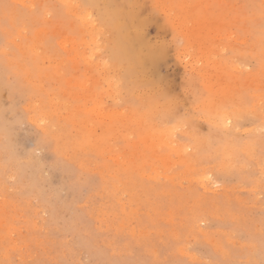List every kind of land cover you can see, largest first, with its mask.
Segmentation results:
<instances>
[{
  "label": "rangeland",
  "instance_id": "1",
  "mask_svg": "<svg viewBox=\"0 0 264 264\" xmlns=\"http://www.w3.org/2000/svg\"><path fill=\"white\" fill-rule=\"evenodd\" d=\"M262 102L264 0H0V264H264Z\"/></svg>",
  "mask_w": 264,
  "mask_h": 264
},
{
  "label": "bare ground",
  "instance_id": "2",
  "mask_svg": "<svg viewBox=\"0 0 264 264\" xmlns=\"http://www.w3.org/2000/svg\"><path fill=\"white\" fill-rule=\"evenodd\" d=\"M93 2V1H92ZM103 7H100V9H99V12L100 13H102V11H104V9H102ZM106 10L107 11H105V12H103L104 14H110L111 13V10L110 9H108V8H106ZM107 17H109V16H107ZM118 17V16H117ZM102 18V17H101ZM113 19H115V17H112ZM112 18H111V20L110 21H108V25L110 26L111 24H113L114 22H112ZM102 20H103V22L105 23V20H106V18H102ZM201 23V22H200ZM116 27L118 28L117 29V32H118V35H119V38L120 39H114L113 40V42H112V46L109 48V50H110V56H111V58H112V61H114V64H116V65H118V66H120V65H122V64H125V66H126V68L128 69V71H129V69H130V66H132L133 64H136V65H134V66H136V67H133V68H137V66H140V61H141V56L139 55V54H135V56H129L128 57V54H131L130 53V51H129V49H128V45H127V43H129L128 42V35H127V33H126V31H127V29L125 28H123V26H122V21L119 19V21H118V19L116 20ZM99 29V28H98ZM101 32V31H100ZM47 35V34H46ZM35 37V36H34ZM96 37V36H95ZM30 41V40H29ZM61 44V43H60ZM97 44V43H96ZM98 45V44H97ZM17 47V46H16ZM55 53V52H54ZM82 53V52H81ZM235 54V53H234ZM83 58V57H82ZM229 59V58H228ZM35 60V59H34ZM54 61V60H53ZM123 62V63H122ZM131 62V64H129ZM224 62V61H223ZM226 63V62H225ZM120 64V65H119ZM223 64V63H222ZM229 64V63H228ZM224 67H225V65H224ZM56 69V68H55ZM98 69V68H97ZM110 69V68H109ZM224 69V68H223ZM226 69H229V68H227V66H226ZM95 70V69H94ZM231 70V69H230ZM226 71V70H225ZM229 72V71H228ZM257 72V71H256ZM228 74V73H227ZM256 77V76H255ZM55 78V77H54ZM244 78V77H243ZM253 78V77H252ZM255 79V78H254ZM258 79V78H257ZM252 80V79H251ZM256 81H258V80H256ZM64 85V84H63ZM115 85V84H114ZM226 86V85H225ZM39 88V87H38ZM209 89V88H208ZM229 90H230V88H229V86L227 85V89H226V92L225 93H228L229 92ZM236 94V93H235ZM226 95V94H225ZM227 95H229V94H227ZM227 100H228V98H226ZM229 99H231V97L229 98ZM232 101H233V99H232ZM210 107V106H209ZM133 108V107H132ZM133 109H135V108H133ZM132 109V110H133ZM213 110H214V108H212ZM236 109V108H235ZM91 110V109H90ZM94 110V109H93ZM135 110H137V109H135ZM222 111H224V110H222ZM222 111H221V117L220 118H222L220 121H222V120H224V124H223V126H225V120H229L230 118H228V115H226L225 113L226 112H224V113H222ZM95 112V111H94ZM122 113L119 115L120 116V120H121V118H123V117H121V115L124 113V111H121ZM127 112V111H126ZM130 112V111H129ZM213 112V111H212ZM216 112V111H215ZM107 113V112H106ZM110 113V112H109ZM112 113V112H111ZM114 114H115V111L113 112ZM133 113H135V112H133ZM142 113V112H141ZM143 113H146V112H144L143 111ZM117 114V113H116ZM118 114H119V112H118ZM125 114V113H124ZM123 114V115H124ZM225 114V115H224ZM229 114V113H228ZM122 115V116H123ZM137 115V114H136ZM114 116V115H113ZM112 116V117H113ZM119 116H118V118H119ZM135 117V116H133V115H131V114H129L128 115V117H129V119L130 120H132L133 118L132 117ZM146 116V115H145ZM230 116V115H229ZM109 117H111V116H109ZM125 117V116H124ZM127 117V116H126ZM132 119H131V118ZM141 117V116H140ZM116 118V117H115ZM117 118V119H118ZM137 118H139L138 116H137ZM144 117H142L141 118V120L143 119ZM227 118V119H226ZM113 119V118H112ZM80 120H82V119H80ZM135 120V119H134ZM139 120V123L141 122L140 121V119H138ZM145 120H148V119H145ZM112 121V120H111ZM115 121H117V120H115ZM115 121H114V123H115ZM123 121V120H122ZM133 121V120H132ZM136 122H137V120H135ZM143 121V120H142ZM146 122V121H145ZM144 122V123H145ZM209 122H210V120H209ZM214 122H215V120H214ZM219 122V121H218ZM49 123V122H48ZM142 123V122H141ZM140 123V124H141ZM146 123H149L148 121L146 122ZM217 123V121L215 122V124ZM117 124V123H116ZM115 124V125H116ZM151 124V123H150ZM149 124V125H150ZM219 124H221V123H219ZM111 125V124H110ZM120 125V124H119ZM122 125H123V123H122ZM135 125V124H134ZM145 125V124H144ZM155 125V124H154ZM117 126V125H116ZM141 126H143V123H142V125ZM151 126H153L152 124H151ZM217 126V125H216ZM222 126V125H221ZM113 127H114V125H113ZM118 127V126H117ZM130 127H131V125H130ZM140 127V126H139ZM148 127V126H147ZM155 127V126H154ZM173 128L171 129V126L169 127V128H167L168 129V131H169V129L170 130H173L174 129V126H172ZM226 127V126H225ZM108 128H109V126H108ZM119 128V127H118ZM121 128V127H120ZM149 128V127H148ZM152 128V127H151ZM150 128V129H151ZM166 128H164V129H161V128H159V129H161V133H162V135L163 134H165V133H167L168 134V131H167V129ZM220 128V127H219ZM111 129V128H110ZM113 129V131H114V129L115 128H112ZM143 129H144V127H143ZM149 129V130H150ZM158 129V130H159ZM165 129H166V131H165ZM176 129V128H175ZM225 129V128H224ZM116 130V129H115ZM123 130V129H122ZM148 130V131H149ZM153 130V129H152ZM154 130H156L155 128H154ZM163 130V131H162ZM112 131V130H111ZM144 131V130H143ZM146 131H147V128H146ZM146 131H145V133H146ZM141 132V131H140ZM150 132V131H149ZM153 132H155V131H153ZM165 132V133H164ZM172 132H174V131H172ZM172 132L171 131H169V133H171V135L173 136V134H172ZM180 132V131H179ZM109 132H107V134H108ZM117 133H119V132H117ZM161 133H160V131H159V134H160V136H161ZM127 134V133H126ZM166 134V135H167ZM116 135V134H115ZM120 135V134H119ZM147 135V136H146ZM145 136H143V137H141L140 138V136H139V139H142L143 138V140L144 141H146V139L149 141L148 143H149V146H150V144L151 145H153V143H154V139H155V135H149V134H146ZM156 135H158V133H156ZM169 135V134H168ZM135 136H136V134H135ZM148 136H150L151 138H148ZM159 136V137H160ZM164 136V135H163ZM172 136H167V137H164V138H162V136L160 137V139H155V143H159V142H162L163 140H164V142H168V141H166L167 140V138L168 139H171L172 138ZM170 137V138H169ZM161 138H162V140H161ZM165 138H166V140H165ZM134 139V138H133ZM135 140V139H134ZM142 140V141H143ZM157 140V141H156ZM160 140V141H159ZM138 141V140H137ZM150 141L152 142V143H150ZM159 141V142H158ZM170 141H172V140H170ZM78 142V141H77ZM95 142V141H94ZM147 142V141H146ZM163 142V144H165V145H167L168 143H164ZM106 143V142H105ZM147 143V144H148ZM194 143V142H193ZM161 144V143H160ZM160 144H158L159 146H160ZM170 144V143H169ZM168 144V145H169ZM56 145V144H55ZM164 145V146H165ZM179 145H181V144H179ZM200 146V145H199ZM202 147V146H201ZM232 147V146H231ZM198 148V147H197ZM227 148V147H226ZM84 149V148H83ZM172 149H174L173 147H172ZM182 148H179L178 150H180L179 152H184L183 150H181ZM228 149V148H227ZM134 150V149H133ZM223 150V149H222ZM229 150V149H228ZM246 150V149H245ZM127 151V150H126ZM132 151V150H131ZM230 151V150H229ZM252 151V150H251ZM124 152V151H123ZM187 152V151H186ZM190 152V151H189ZM225 152V151H224ZM115 153V152H114ZM117 153V152H116ZM134 153V152H133ZM193 153V152H192ZM185 154V153H184ZM189 154H187V157L189 158V156H188ZM227 155V154H226ZM120 156V155H119ZM122 156V155H121ZM182 156V155H181ZM117 157V156H116ZM127 157V156H126ZM225 157V156H224ZM230 157V156H229ZM128 158V157H127ZM125 159V160H128V159ZM177 158V157H176ZM175 158V159H176ZM185 158V157H184ZM160 159H162V158H160ZM172 159V158H171ZM178 159V158H177ZM186 160V159H185ZM184 161V160H183ZM189 161V160H188ZM191 161V160H190ZM115 162V161H114ZM124 162H126V161H124ZM186 162V161H185ZM188 163V162H187ZM126 164V163H125ZM128 164V163H127ZM124 165V164H123ZM187 166H189L190 165V163H188V164H186ZM126 166V165H125ZM170 166V165H169ZM186 166V167H187ZM115 169V168H114ZM120 169V168H119ZM189 169V168H188ZM121 170H123L122 168H121ZM126 171V170H125ZM125 171H123L124 173H125ZM186 171V170H185ZM202 173V172H201ZM128 174V173H127ZM110 175V174H109ZM114 176V175H113ZM108 178V177H107ZM128 178V177H127ZM164 180V179H163ZM112 183V182H111ZM124 184H125V182H123ZM112 186V185H111ZM116 188V187H115ZM106 189V188H105ZM124 189V188H123ZM123 191V190H122ZM117 192V191H116ZM119 197V196H118ZM122 206V205H121ZM119 225H121V224H119Z\"/></svg>",
  "mask_w": 264,
  "mask_h": 264
},
{
  "label": "snow or ice",
  "instance_id": "3",
  "mask_svg": "<svg viewBox=\"0 0 264 264\" xmlns=\"http://www.w3.org/2000/svg\"><path fill=\"white\" fill-rule=\"evenodd\" d=\"M77 7H80V8H83L85 10H87L89 7H91L90 5L88 4H82V5H78ZM90 21H93L95 22V19L94 17L92 16L91 13H88V17H87ZM262 109H264V102H262ZM228 124L230 125L231 124V120L228 121ZM177 139H179V137H176Z\"/></svg>",
  "mask_w": 264,
  "mask_h": 264
}]
</instances>
